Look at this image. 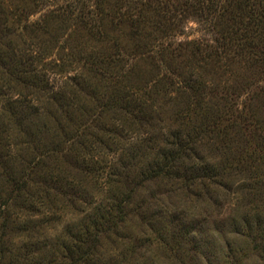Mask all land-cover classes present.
Here are the masks:
<instances>
[{"label": "trees", "instance_id": "16d2710c", "mask_svg": "<svg viewBox=\"0 0 264 264\" xmlns=\"http://www.w3.org/2000/svg\"><path fill=\"white\" fill-rule=\"evenodd\" d=\"M76 56L72 87L50 84ZM156 181L203 223L136 201ZM61 208L80 217L47 240ZM146 253L264 264V0H0V263L158 264Z\"/></svg>", "mask_w": 264, "mask_h": 264}, {"label": "rangeland", "instance_id": "374dc122", "mask_svg": "<svg viewBox=\"0 0 264 264\" xmlns=\"http://www.w3.org/2000/svg\"><path fill=\"white\" fill-rule=\"evenodd\" d=\"M37 17V16H36ZM34 18H32L31 20H34ZM196 26L193 24H189L188 27L186 28L184 34L186 36H190V38H193V36H196ZM181 38V37H180ZM60 55L58 56H52L50 59H47V62L49 61H54V58H59ZM62 56V55H61ZM52 59V60H51ZM63 66L62 67H58V66H54V64H51L52 66H47V70H46V79L49 80L50 84H53L54 86H64L65 88H70L72 87V84H74L71 81V78L74 79L75 76H78L79 74L84 73L83 71L80 70V63L76 62L75 60L77 59L76 57L72 58H66L63 57ZM61 60V63H62ZM170 117V113L167 112L164 114V116H162V123H160L158 125V131H163L164 129H168V128H175V125L170 123V120L168 119ZM106 124H114L117 125L118 122H110L109 118L106 119ZM130 136H133V134H131ZM119 154V152H111L109 155H103V159H106L107 161L113 163L115 161V158L117 157V155ZM78 173L79 170H77ZM76 171H73V173ZM89 173H82L79 176V179L81 181H83V187L86 190V192L88 193L89 196L93 195L96 196L94 194V181L93 178L91 179L90 176H88ZM169 186L165 185L162 182H150V183H145L144 185H142L139 188L138 191V196L135 197L136 201H144V202H148L149 204H159L160 206H168L170 207V203H172L174 205V207H178L181 209H185V208H189V213L188 216L186 218V221L188 222V220L190 219V214H194L195 217V221L196 220H200L203 223V220H205L206 217V212H205V208H204V204H198V202H196L195 197L189 193H186L185 191H176L174 192L171 196L168 195L169 192ZM169 196V197H168ZM226 203L229 202V200L226 199L225 201ZM227 207H223L222 211H220L221 213H223L226 210ZM58 215L60 217V219L54 223H52L50 228L47 229H43L39 234H41L43 237H46L45 239L49 240L50 238L53 239L54 236L56 234H58L59 232H61L62 230H64L69 224L74 223L77 219H79L80 215L74 213L73 211H70L68 209H64L61 208V210L58 211ZM198 215V216H197ZM195 221L193 222V224L195 223ZM200 222V223H201ZM197 223V221H196ZM198 223V224H200ZM191 226L194 225L192 224V222L189 223ZM205 224V223H204ZM211 224V223H208ZM188 226V225H187ZM202 226V225H201ZM134 228V227H133ZM192 228V230H194ZM205 228L204 231H206V224H205ZM188 230H191L189 227L187 228ZM191 230V231H192ZM203 238L206 237L205 234H202ZM217 240V239H216ZM221 245V243H220ZM223 249V246H222ZM146 255H151L146 253ZM152 255L154 256V252H152ZM149 258L152 261H155L158 264H171L168 263L167 258L165 257V255H161V257L159 259H157L156 257L152 258L151 256H149ZM251 260H247L249 261L248 264H257V258L255 257V255H250L249 257ZM157 260V261H156ZM1 264V263H0ZM205 264V263H203Z\"/></svg>", "mask_w": 264, "mask_h": 264}]
</instances>
